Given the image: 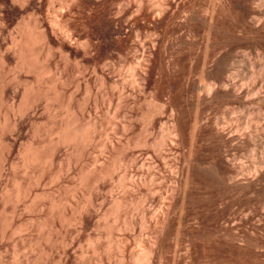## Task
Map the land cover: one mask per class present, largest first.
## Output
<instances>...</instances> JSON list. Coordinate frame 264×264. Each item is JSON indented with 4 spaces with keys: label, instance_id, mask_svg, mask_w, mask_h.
Segmentation results:
<instances>
[{
    "label": "rangeland",
    "instance_id": "1",
    "mask_svg": "<svg viewBox=\"0 0 264 264\" xmlns=\"http://www.w3.org/2000/svg\"><path fill=\"white\" fill-rule=\"evenodd\" d=\"M0 264H264V0H0Z\"/></svg>",
    "mask_w": 264,
    "mask_h": 264
},
{
    "label": "bare ground",
    "instance_id": "2",
    "mask_svg": "<svg viewBox=\"0 0 264 264\" xmlns=\"http://www.w3.org/2000/svg\"><path fill=\"white\" fill-rule=\"evenodd\" d=\"M145 253H146V252H145ZM141 254H142V253H141ZM141 254L139 255V257H136L137 260H138V262H139V260L144 261L145 259H147L146 257H148V256H146L147 253H146L145 255H143V254L141 255ZM141 261H140V262H141Z\"/></svg>",
    "mask_w": 264,
    "mask_h": 264
}]
</instances>
